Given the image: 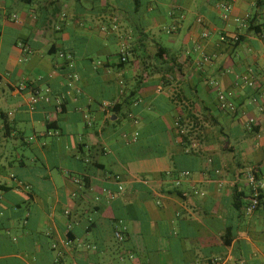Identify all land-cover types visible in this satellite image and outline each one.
Here are the masks:
<instances>
[{"label":"crops","instance_id":"0c3cea01","mask_svg":"<svg viewBox=\"0 0 264 264\" xmlns=\"http://www.w3.org/2000/svg\"><path fill=\"white\" fill-rule=\"evenodd\" d=\"M255 28L264 0H0V264H264Z\"/></svg>","mask_w":264,"mask_h":264},{"label":"built area","instance_id":"2783aa9c","mask_svg":"<svg viewBox=\"0 0 264 264\" xmlns=\"http://www.w3.org/2000/svg\"><path fill=\"white\" fill-rule=\"evenodd\" d=\"M221 7L224 9V14L223 17L224 18H229V12L231 9V5L230 4H221ZM199 21H201V19H199ZM113 30L118 28V25L116 23L112 24L111 27ZM109 28L106 26H102V30H108ZM261 37L264 38V28L261 30V32L259 33ZM204 37L208 36V32H205L203 34ZM238 39V38H236ZM59 56L61 58H64L66 60L71 59V55L65 53L64 51L59 52ZM122 61H126L127 60V46L125 45L122 49ZM210 58L207 56H203L202 59L198 62V65H202L203 63H205L206 61H208ZM245 79L247 80V82L250 85H255V81L252 78H249L248 76H245ZM80 80V76L77 73H69L68 74V85L73 88L75 86V84ZM216 83V88L218 90L217 94H218V103L221 109L223 110H229L234 112L236 110V106L235 104L230 101L226 94L224 93V91H222L219 87L218 82ZM48 91V90H47ZM41 98H45V95L43 96L41 94V92L37 89H35L33 91V95L30 98V101L32 104H36L39 100H41ZM62 103L63 101H59L58 103V109L61 110L62 109ZM114 103L112 102H104L102 104V110L109 113L111 111L112 108H114ZM264 109V103H263V107ZM135 122H137V120H135ZM138 132H135L134 134H132L131 136H128L127 134H124V138L127 142H133L136 141L138 139ZM245 178L246 181L248 183V186L251 190V199L250 202L248 203V205L246 206V212L247 213H253L254 211H256L259 206L261 205V196L264 194V173L261 172L256 166H248L245 168ZM116 237L119 240H124V234L122 232V230L117 229L116 230ZM55 248L58 246L57 243H55L53 245ZM214 261H218V259H215ZM73 264H78V263H73Z\"/></svg>","mask_w":264,"mask_h":264},{"label":"rangeland","instance_id":"374dc122","mask_svg":"<svg viewBox=\"0 0 264 264\" xmlns=\"http://www.w3.org/2000/svg\"><path fill=\"white\" fill-rule=\"evenodd\" d=\"M250 141H253V142H255L256 141V137L253 135V136H249V138H248ZM263 169H264V167H263Z\"/></svg>","mask_w":264,"mask_h":264},{"label":"trees","instance_id":"16d2710c","mask_svg":"<svg viewBox=\"0 0 264 264\" xmlns=\"http://www.w3.org/2000/svg\"><path fill=\"white\" fill-rule=\"evenodd\" d=\"M259 33L261 32V30H259V28H255ZM263 195L261 196L262 199Z\"/></svg>","mask_w":264,"mask_h":264}]
</instances>
